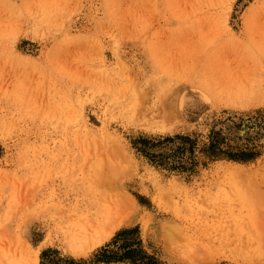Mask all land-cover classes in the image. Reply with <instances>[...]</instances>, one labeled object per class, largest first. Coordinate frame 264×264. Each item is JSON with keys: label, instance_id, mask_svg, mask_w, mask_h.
<instances>
[{"label": "rangeland", "instance_id": "rangeland-1", "mask_svg": "<svg viewBox=\"0 0 264 264\" xmlns=\"http://www.w3.org/2000/svg\"><path fill=\"white\" fill-rule=\"evenodd\" d=\"M214 132L233 156L204 152ZM179 135L192 170L137 148ZM49 180L70 204L19 210L23 182ZM89 202L115 220L101 243L48 236ZM213 234L229 244L207 250ZM125 242L161 264H264V0H0V264H132L95 259Z\"/></svg>", "mask_w": 264, "mask_h": 264}, {"label": "bare ground", "instance_id": "bare-ground-1", "mask_svg": "<svg viewBox=\"0 0 264 264\" xmlns=\"http://www.w3.org/2000/svg\"><path fill=\"white\" fill-rule=\"evenodd\" d=\"M198 47H199V45L197 46V48ZM37 185H38V183L36 184V183L30 182V181L23 182V184L21 185L22 186V188H21L22 189L21 190V192H22L21 200L22 201L19 202V204H21L19 206V210L20 209L23 210L26 207V205H30V206L31 205L34 206L36 204L38 205L39 202H41V201L43 202V200H45V199L53 201L54 198H56V196L58 199L57 201H59L60 203L66 202V203L70 204V200L72 199L71 198L72 197L71 196L72 191L69 188H67V186L61 187L59 184L55 183L54 181H50V180H49V182L47 181L44 184H42V183L39 184V186H37ZM56 191H58L57 194H56ZM15 203H16V201L14 202V204ZM17 204H18V202H17ZM54 205H55V203H54ZM14 207H15V205H14ZM107 208L105 207V205L103 206L100 203H97L94 205L93 203L89 202L86 204L85 209H83L84 211L82 214H78L75 211L74 212L68 211V212H64V213L62 212V213H59L58 216H56V217L51 216V219L48 218V220H45L42 222L46 226V228L49 230L48 236L50 238H54L57 241H59L60 243L66 244L67 246H70V249L78 250L79 252H81L83 250L84 251L87 250V248H89L93 244L99 243L104 238V235L109 234L107 225L114 220L113 219L114 217L111 216L112 220L110 221L111 218L109 219L108 218L109 216L106 215V209ZM15 210H16V208H15ZM111 215H113V214H111ZM113 225H115V220H114ZM111 226H112V224H111ZM106 233H108V234H106ZM225 236L219 235V234H217V235L213 234V235L207 236V241L205 240L204 242L208 243L209 246H206V244H204V247L207 250H210L212 247H214V250H215V244L217 242H219L218 243L219 246L220 245L225 246V245L229 244V242L227 243V241H226L228 238V235H227L226 239H225ZM13 237H14V235H13ZM92 238H94V239H92ZM172 239H175V238L172 237ZM223 239L225 241H223ZM9 240H10V238H9ZM11 244H12V242H11ZM234 244H235V242H234ZM189 245H190V243H189ZM189 245H188V248H189ZM94 246H92V247H94ZM199 247L202 248V246H199ZM228 247H229L230 252H238V250H236L237 246L229 245ZM246 249L248 250V248H246ZM199 250H200V248H199ZM203 250H202V252H203ZM206 252H210V251H206ZM198 253L199 252L197 251V254ZM203 254H204V252H203ZM28 256H30V255L28 254ZM30 257H32V256H30ZM31 259L33 260V258H31ZM36 260L37 259H34L35 262H37ZM29 262L30 261H28V263Z\"/></svg>", "mask_w": 264, "mask_h": 264}, {"label": "trees", "instance_id": "trees-1", "mask_svg": "<svg viewBox=\"0 0 264 264\" xmlns=\"http://www.w3.org/2000/svg\"><path fill=\"white\" fill-rule=\"evenodd\" d=\"M165 142H156L149 140L147 138L140 139L138 141L137 148L145 156L149 157L150 160L154 163L163 166H169L171 168H182L187 170H192L196 161L193 157L195 151V142L189 136H176L165 138ZM177 142V144H175ZM160 143L169 145L173 147L170 148L171 152L166 153H156L154 151L156 146H160ZM221 139L219 138V132L212 135L209 144L204 148V152L209 156H218L221 154H228L233 156L232 153H229L228 150H222ZM161 147V146H160ZM163 148V147H162ZM176 148V149H175ZM186 153H190V156L186 157ZM192 155V156H191ZM96 261L102 263H111L118 261H127L132 264H161L155 257L146 254L142 249L138 247H133L131 244L125 242L116 249H111L108 246H105L100 249L96 254ZM71 264H84L85 261H75L73 259L69 260Z\"/></svg>", "mask_w": 264, "mask_h": 264}]
</instances>
